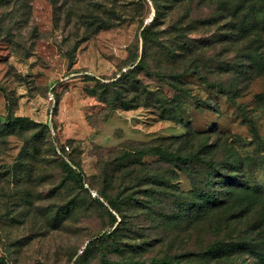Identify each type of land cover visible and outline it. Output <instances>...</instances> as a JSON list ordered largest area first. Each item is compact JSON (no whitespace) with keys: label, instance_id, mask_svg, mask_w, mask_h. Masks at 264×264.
<instances>
[{"label":"rangeland","instance_id":"374dc122","mask_svg":"<svg viewBox=\"0 0 264 264\" xmlns=\"http://www.w3.org/2000/svg\"><path fill=\"white\" fill-rule=\"evenodd\" d=\"M223 4L231 12L226 0L1 2L0 264H264V31L242 39L249 51L239 43L223 53ZM155 22L165 32L148 50L153 70L191 68L170 58L181 40L194 49L185 62L204 58L201 76H184L189 94L172 120L155 105L112 109L99 97L139 62L141 31ZM231 58L235 78L219 75L216 63ZM139 79L175 106L165 84ZM8 116L25 122L4 127ZM176 146L232 164L215 180L244 185H218L228 203L193 211V182L155 154ZM116 210L126 221L103 245L95 238L121 220Z\"/></svg>","mask_w":264,"mask_h":264},{"label":"trees","instance_id":"16d2710c","mask_svg":"<svg viewBox=\"0 0 264 264\" xmlns=\"http://www.w3.org/2000/svg\"><path fill=\"white\" fill-rule=\"evenodd\" d=\"M4 1H12V0H0L1 2ZM221 1V0H219ZM227 3L229 2V5L232 6L231 12L227 10L226 4L222 5L223 9V18H224V24L222 29L224 30L223 36L221 38V42L223 44L227 43V48H224L223 53H228L229 50H232L233 47H236L239 45V43L244 44L242 39H248L249 36L256 35L259 33H263L261 31H264V25L261 27H257L254 24V20L256 17H260L264 15V0H226ZM156 6L159 7V4H156ZM228 11V12H227ZM158 14V12L156 13ZM158 22V21H157ZM155 22L154 24L151 23L150 26H144L141 31V40L143 42V48H142V55L140 57V60L136 65H134L132 68H129L125 72H123L118 78L111 81L110 83H107L103 86V91L100 94V100L106 104H109L112 109L116 108H126V109H132L139 106H154L156 112L163 118H166L167 120H172V117H175V115L180 110V101L182 98L188 97L189 91L186 87V83L184 82V76L187 75L190 72H194L201 76V66L203 64L204 58L200 59L199 57L194 58L188 61L189 57H192L193 48H191L190 44L186 40H181V45H179L178 50H181L182 54H178V50L172 52L170 54L171 60L174 62L175 56H178L181 59V63H185L187 65H191V68H185L181 71L175 72V73H169L166 74L164 72L153 70L149 65V52L148 50L156 46L158 43H160V36L159 34L164 33L165 30L159 32L154 30V27H156L158 24ZM215 24L214 20L210 21V24ZM206 23H204L205 25ZM264 24V22H263ZM167 34L171 32L169 29V25H167ZM190 32L183 33L184 37H188ZM179 35H182L180 33ZM179 35L176 36L179 37ZM174 38V40L176 39ZM211 39L206 38V42L203 44V47H209L211 46ZM244 49L249 51V44H244ZM249 45V46H248ZM148 48V49H147ZM137 55H135L133 58L135 59ZM246 66H247V73L250 75L251 72H253L255 68L254 60H248L246 59ZM189 63V64H188ZM202 63V64H201ZM200 64V65H199ZM222 64V65H221ZM199 65V66H198ZM159 67V66H158ZM216 69L217 73L219 75H223L224 73L229 74L232 76L231 78H235L236 72V64L234 63V58H231V61L225 60L224 62L216 63ZM146 72V77L156 80L158 82H161L162 84H165L168 88H170V92L173 93V102L175 103V106L172 108H168L166 102H168V96H166V90L164 89H147L144 85L141 83V80L139 79L140 73ZM119 83L122 89L124 91H120L118 89H115L116 84ZM206 84H209V82H206ZM212 85V84H209ZM163 88V87H162ZM172 90V91H171ZM225 94H229V90H222ZM154 108V107H153ZM25 122L24 117H12L8 116V122L4 125V127L7 128H13L16 124H19L20 126ZM161 147V146H160ZM158 148L157 152L155 154H162L163 156L168 155L171 159L172 163L175 165V168L179 171L183 172L186 176L189 177V179L194 184V189L192 191V197L188 198L190 201L196 200V197L199 196V204H195L193 207V211L196 210H203L206 209V207L214 208V207H223L225 206L228 201L225 199V194L227 193V190H224L219 187L218 185L223 184L227 187L232 186H241L244 185L241 181L235 182L234 179H221L215 180L218 177H221L227 166H231L232 164L228 163L220 164L217 162H214L213 160H207L206 159V152L204 150H198L195 152L190 153H182L180 148L181 146H176L175 152H169L168 148ZM175 147V146H170ZM184 147V146H182ZM210 148V146H209ZM178 151V152H177ZM136 153L135 151H131ZM147 154V153H145ZM69 173L72 175L78 177L79 181H82L83 175L80 176L78 174H75V172L67 166ZM218 181V182H216ZM216 183H218L216 185ZM196 185V186H195ZM249 187V186H247ZM196 194L198 196H196ZM221 194V195H220ZM222 194H224L222 196ZM194 196V197H193ZM196 196V197H195ZM183 201L186 199L183 198ZM133 203V199L131 198L128 200L127 204L130 206ZM189 204V202H188ZM201 208V209H198ZM118 212V216L121 218V220L114 225L115 222H117L116 218H113V221L111 225H114V228L110 231H105L99 236H97L95 239L98 242H101L103 245H106V243L117 233L121 230V225L123 224V221L125 222V216L120 212V210H116ZM122 222V223H121ZM184 255H189L188 253H185ZM189 257V256H188ZM141 264H146V262H142ZM147 264H171L169 259L167 257L154 259L152 262ZM174 264H181V261L175 262Z\"/></svg>","mask_w":264,"mask_h":264}]
</instances>
